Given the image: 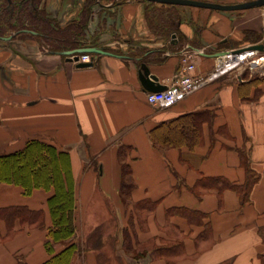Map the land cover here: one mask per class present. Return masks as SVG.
Segmentation results:
<instances>
[{
  "label": "crops",
  "instance_id": "0c3cea01",
  "mask_svg": "<svg viewBox=\"0 0 264 264\" xmlns=\"http://www.w3.org/2000/svg\"><path fill=\"white\" fill-rule=\"evenodd\" d=\"M86 1L43 0L42 7L66 26L79 17ZM148 6L141 0H97L88 34L115 54H95L87 67L35 39L0 40V155L23 148L31 139L67 150L80 233L86 235L92 227L87 220L96 204H105L110 217L94 227L110 226L106 234L128 226L134 246L133 232L140 241L179 246V251L159 257L137 259L130 252L118 262L111 256V264H264V81L242 89L241 84L257 74L255 69L228 64L238 57L208 55L264 43V6L220 10L175 5L179 32L171 41L150 28ZM189 47L200 49L193 57L194 75L208 77V82L170 107L153 105L140 79L142 63L164 84L180 71L182 51ZM259 52L264 57V51ZM198 109L216 111L213 128L203 125L201 145L166 151L153 145L150 131L157 124ZM223 126L228 136L220 132ZM122 146L135 182L129 205L121 194ZM240 147L249 150L259 174L249 202L241 204L225 181L208 180L211 187L194 190L203 177L244 183ZM51 194L44 188L26 194L21 185L0 182V209L24 207L34 213L31 222L0 216V264H42L50 258L45 240L52 225ZM139 202L156 203L143 212L142 223L132 209ZM174 208L198 211L202 221L189 220ZM112 245L86 248L74 264H100L99 250H116Z\"/></svg>",
  "mask_w": 264,
  "mask_h": 264
},
{
  "label": "trees",
  "instance_id": "16d2710c",
  "mask_svg": "<svg viewBox=\"0 0 264 264\" xmlns=\"http://www.w3.org/2000/svg\"><path fill=\"white\" fill-rule=\"evenodd\" d=\"M149 3L146 16L153 32L161 34L171 41L172 35L179 32L178 14L173 10L175 5ZM43 0H0V40L2 37L13 35V38L35 39L41 46H47L50 51L57 52L71 50L79 47L99 46L98 37H89L88 24L93 6L97 0H87L79 17L66 26H61L56 18L51 17L42 7ZM96 36V37H95ZM264 77L255 75L249 81L243 82L242 89L258 87ZM240 85V89H241ZM216 111L214 109H198L179 116L164 120L150 131L153 145L161 151L169 148H182L184 146L194 150L204 141L203 125L208 123L214 126ZM220 132L228 136L225 126L219 128ZM211 147L215 143V135L210 137ZM241 163L246 169V181L242 184L230 183L223 178L203 177L194 187H211L208 180L225 181V186L234 189L241 200V204L250 201L251 192L259 179V174L253 169L250 152L247 148H238ZM122 160L121 194L125 204H130V194L135 187L131 165L126 161V147L119 150ZM49 158V162L46 161ZM45 160L42 165L41 161ZM0 182L21 185L26 194L32 193L35 188L51 190L48 206L52 216V225L49 227L45 246L50 253V258L42 264H74V257L83 249L75 241L76 223V188L72 171L70 153L53 143L31 139L25 146L15 152L0 155ZM198 193L200 194L199 190ZM133 213L138 222H143V212L156 206L154 202L133 203ZM194 222L202 221V214L186 208H174ZM34 213L28 208L16 207L0 209V216H5L8 221L20 218L31 222ZM99 228V227H98ZM127 230V228H126ZM127 232V231H126ZM129 233V232H128ZM127 233L128 243L126 248L132 252L133 257L142 258L149 254L152 257L166 255L165 253L179 251V246L164 247L156 245L153 240L140 241L135 232L136 245L132 242V235ZM264 237V229H261ZM62 248L58 250V246ZM264 258V256H263Z\"/></svg>",
  "mask_w": 264,
  "mask_h": 264
},
{
  "label": "rangeland",
  "instance_id": "374dc122",
  "mask_svg": "<svg viewBox=\"0 0 264 264\" xmlns=\"http://www.w3.org/2000/svg\"><path fill=\"white\" fill-rule=\"evenodd\" d=\"M93 36H94V34L89 35V37H93ZM117 46H118V48L120 47L121 49H125V47H123V45H117ZM46 48H48V47H46ZM261 55H263V53L256 51L255 54L252 56H248L247 58H244V59L242 58V59L233 60L230 63H231V66H234V69L236 67H239V66H244L247 69L253 68V69H255L254 71L257 72V74H255V75H259V72H262V73L264 72V63L255 65V64H253V61ZM262 73H260V74H262ZM244 74H247V73L244 72ZM49 160H50L49 158H46V161L49 162ZM41 163L43 165L45 163V160L44 161L42 160ZM122 199H123V196H122ZM102 205H105V204H100V205L96 204V206L93 209V216L88 218L87 221H90V223H88V226L92 225V227L88 229L86 235L85 234L83 235L82 232L81 233L79 232V227H78L79 221H78V219H76V216H75L76 234H75L74 239H75V241H77L81 245V247L83 249L74 257L73 262L75 261L77 256H78L77 261H79V259L81 258V252L89 250L86 248H90V247L93 248L95 246L99 247V246L103 245L105 242L110 244V245H112L111 243H113V245L116 247V250L113 251V249L111 250L110 247H107L106 251L99 250L100 264H111L113 261V260H111V256L115 257V259L118 260L120 258L119 256L125 257L126 255H129L128 253H130V252L126 248V244L128 243V238H127L128 230H126L125 227L120 225L119 228H117V230H114V227H113V231H115L114 234H106V230L110 229L109 225H108L109 228L106 227L107 225L106 226L103 225V227L99 226V228L94 227L95 223L98 222L102 225V223H104V220L109 219V217H110L109 212L108 211L106 212V207L102 206ZM132 206H134V205H132ZM126 227L130 228L128 226H126ZM130 231L133 232V230H130ZM61 248H62V245H59L58 250ZM118 262H120V261L118 260ZM114 264H115V262H114ZM118 264H120V263H118Z\"/></svg>",
  "mask_w": 264,
  "mask_h": 264
},
{
  "label": "water",
  "instance_id": "95a60500",
  "mask_svg": "<svg viewBox=\"0 0 264 264\" xmlns=\"http://www.w3.org/2000/svg\"><path fill=\"white\" fill-rule=\"evenodd\" d=\"M149 2H155L160 4H168V5H189V6H197V7H205L212 9H220V10H237V9H245L252 8L258 6H264V0H249L242 3L237 4H222L216 3L212 1L205 0H147ZM13 35L8 37H2V39L10 40ZM174 37V35H173ZM246 51H264V43H254L244 47L232 49V50H224L214 54H208L211 57H218L225 54L232 53L233 55H240ZM55 53L66 55L67 58L71 61H77L80 58V54L83 53H92V54H111L115 53L106 50L100 46H87V47H79L71 50H63L57 51ZM77 65L79 67H87L93 65V62H78ZM140 79L148 92H156L166 89V85L162 84L159 80V77L153 74L150 70V67L146 63H142L140 68Z\"/></svg>",
  "mask_w": 264,
  "mask_h": 264
},
{
  "label": "built area",
  "instance_id": "2783aa9c",
  "mask_svg": "<svg viewBox=\"0 0 264 264\" xmlns=\"http://www.w3.org/2000/svg\"><path fill=\"white\" fill-rule=\"evenodd\" d=\"M197 54L198 51L189 48L182 51L180 71L173 78L164 83L166 89L147 93L150 103L162 108L170 107L208 82V77L194 75L196 65L193 61V57ZM92 60L93 56L86 53L81 54L77 62H89ZM255 60L253 64L258 65L259 63L255 62Z\"/></svg>",
  "mask_w": 264,
  "mask_h": 264
},
{
  "label": "bare ground",
  "instance_id": "6f19581e",
  "mask_svg": "<svg viewBox=\"0 0 264 264\" xmlns=\"http://www.w3.org/2000/svg\"><path fill=\"white\" fill-rule=\"evenodd\" d=\"M255 54V52H252V51H246V52H244V53H241L240 55H238V56H235V55H233L232 53H230V54H227V56H229L230 58L229 59H234L235 57H238L239 59L241 58H247L248 56H252V55H254ZM229 59H227V60H229ZM255 62H258L259 64H262V63H264V57L263 58H256V60H255ZM228 64H230L231 65V63L230 62H228Z\"/></svg>",
  "mask_w": 264,
  "mask_h": 264
}]
</instances>
